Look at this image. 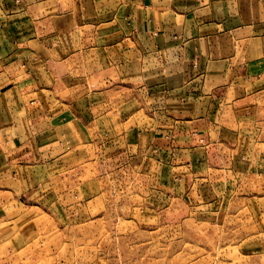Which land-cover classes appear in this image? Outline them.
Masks as SVG:
<instances>
[{
  "label": "crops",
  "instance_id": "0c3cea01",
  "mask_svg": "<svg viewBox=\"0 0 264 264\" xmlns=\"http://www.w3.org/2000/svg\"><path fill=\"white\" fill-rule=\"evenodd\" d=\"M83 167L264 234V0H0V235Z\"/></svg>",
  "mask_w": 264,
  "mask_h": 264
},
{
  "label": "rangeland",
  "instance_id": "374dc122",
  "mask_svg": "<svg viewBox=\"0 0 264 264\" xmlns=\"http://www.w3.org/2000/svg\"><path fill=\"white\" fill-rule=\"evenodd\" d=\"M90 173L68 174L78 196L48 203L44 217L32 211L25 240L1 233L0 264H264V234L239 220L206 217L212 213L153 191L138 171Z\"/></svg>",
  "mask_w": 264,
  "mask_h": 264
}]
</instances>
